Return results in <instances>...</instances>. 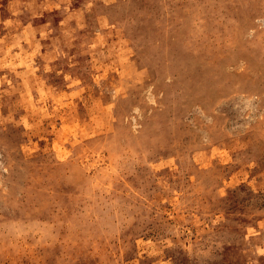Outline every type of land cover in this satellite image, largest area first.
Listing matches in <instances>:
<instances>
[{
  "label": "rangeland",
  "instance_id": "obj_1",
  "mask_svg": "<svg viewBox=\"0 0 264 264\" xmlns=\"http://www.w3.org/2000/svg\"><path fill=\"white\" fill-rule=\"evenodd\" d=\"M0 264H264V0H0Z\"/></svg>",
  "mask_w": 264,
  "mask_h": 264
}]
</instances>
